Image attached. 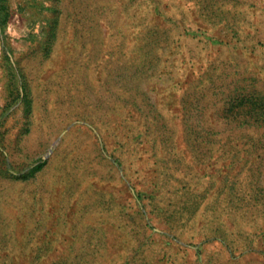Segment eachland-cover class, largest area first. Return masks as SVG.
I'll list each match as a JSON object with an SVG mask.
<instances>
[{"label": "rangeland", "instance_id": "1", "mask_svg": "<svg viewBox=\"0 0 264 264\" xmlns=\"http://www.w3.org/2000/svg\"><path fill=\"white\" fill-rule=\"evenodd\" d=\"M0 264H264V0H0Z\"/></svg>", "mask_w": 264, "mask_h": 264}]
</instances>
